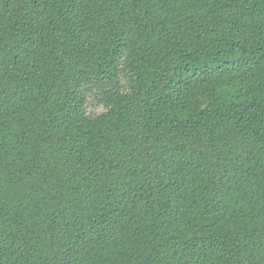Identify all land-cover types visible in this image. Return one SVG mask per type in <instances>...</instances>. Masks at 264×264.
Wrapping results in <instances>:
<instances>
[{
  "label": "trees",
  "instance_id": "trees-1",
  "mask_svg": "<svg viewBox=\"0 0 264 264\" xmlns=\"http://www.w3.org/2000/svg\"><path fill=\"white\" fill-rule=\"evenodd\" d=\"M0 264H264V0H0Z\"/></svg>",
  "mask_w": 264,
  "mask_h": 264
},
{
  "label": "rangeland",
  "instance_id": "rangeland-1",
  "mask_svg": "<svg viewBox=\"0 0 264 264\" xmlns=\"http://www.w3.org/2000/svg\"><path fill=\"white\" fill-rule=\"evenodd\" d=\"M88 103H89L88 109H87L88 113L98 114V113H101L103 111V108L101 106L94 104L92 97H89Z\"/></svg>",
  "mask_w": 264,
  "mask_h": 264
}]
</instances>
